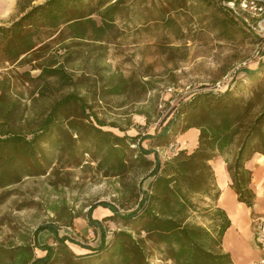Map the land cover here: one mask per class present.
Here are the masks:
<instances>
[{"label":"trees","instance_id":"obj_1","mask_svg":"<svg viewBox=\"0 0 264 264\" xmlns=\"http://www.w3.org/2000/svg\"><path fill=\"white\" fill-rule=\"evenodd\" d=\"M138 1L146 0L130 6L125 0H18L20 17L0 26V205L12 195L8 189L24 179L91 164L104 178L120 183L122 202L119 208L105 202L89 206L86 223L100 234L97 247L85 248L87 254H73L68 238L57 236L55 222L72 229L73 220L82 217L66 216L62 203L50 208L55 222L40 225L31 237L21 236L18 246L0 245V264H151L147 245L159 254L160 264H230L229 256L219 252L230 223L215 206L219 190L209 162L231 152L233 159L225 161L230 188L238 203L252 210L255 193L245 163L255 154L264 157V57L237 72L243 80L232 79L223 92L203 86L180 99L152 135L129 136L126 129L100 120L90 103L111 97L141 100L155 89L153 84L137 72L102 74L96 64L94 75L74 78L70 66L77 48L100 50L101 60L105 46L120 36L121 12ZM164 1L168 13L183 12L193 3L197 15H208L207 28L217 42L235 35L258 42L225 6L240 0ZM161 19L163 30L175 29L172 20ZM24 67L28 70L18 72ZM190 129L198 132L191 152L158 154ZM98 208L109 215L95 218ZM104 222L129 232H113L106 241ZM43 231L54 238L38 248L45 255L36 258L35 237Z\"/></svg>","mask_w":264,"mask_h":264},{"label":"rangeland","instance_id":"obj_2","mask_svg":"<svg viewBox=\"0 0 264 264\" xmlns=\"http://www.w3.org/2000/svg\"><path fill=\"white\" fill-rule=\"evenodd\" d=\"M132 1L125 0V6H130ZM17 2L0 0V26L8 25L20 17ZM164 2L138 1L136 6L122 11L116 23L120 36L105 46L102 59L97 61L100 50L88 52V48H77V60L70 66L74 78L83 73L94 75L93 64H96L102 74L109 72L129 76L137 72L153 84L155 89L141 100L111 97L99 104L90 103L100 120L106 125L114 123L126 129L129 136L137 133L152 135L169 107L180 99L189 98L203 86H209L214 92H223L232 79L243 80L237 72L256 63L262 53L264 55L262 51L257 55L255 42L246 36L235 35L231 40L215 41L216 34L207 28L208 15H197L198 9L193 3L183 12L168 13ZM161 17L172 20L175 29L163 30ZM17 70L23 72L28 67ZM1 74L2 70L0 77ZM31 74L35 76L37 72ZM112 131L116 132L115 129ZM157 151L162 158H166L169 155L165 151L174 153L178 147L175 143ZM252 157L260 158L257 154ZM84 159L89 161L87 156ZM58 167L56 165L54 169ZM119 189L120 183L116 179L104 178L95 170L94 164L82 169L58 170L54 174L50 171L44 177L24 179L8 189L12 195L0 205V245H20L21 236L31 237L40 225L55 220L50 209L52 206L60 207L65 203L66 216L81 214L82 217L73 220L72 229H65L61 226L62 222L54 221L60 228L57 229V236L68 238L67 246L75 249L78 255L87 254L89 251L85 248L98 246L100 231L90 229L84 215L89 206L101 202L119 208L122 203ZM93 216L97 217L95 211ZM196 222L199 223V220ZM102 229L106 241L111 239L113 232H129L126 227L111 222H104ZM133 237L136 238L134 234ZM53 238L54 235L48 231L38 233L35 237V252L52 243ZM145 251L151 264L161 263L159 254L151 245H147Z\"/></svg>","mask_w":264,"mask_h":264},{"label":"crops","instance_id":"obj_3","mask_svg":"<svg viewBox=\"0 0 264 264\" xmlns=\"http://www.w3.org/2000/svg\"><path fill=\"white\" fill-rule=\"evenodd\" d=\"M252 63L250 67H254ZM198 132L194 129L176 137L174 144L178 150L191 152L197 145ZM146 146V145H145ZM171 147V146H170ZM176 153L167 152L170 156ZM259 159L252 157L245 163V168L251 172L250 187L255 193L254 206L251 209L244 204L238 203L237 197L230 188V179L226 170V163L233 159L231 152L215 157L209 162L216 176V185L219 190V196L215 206L222 210L229 220V227L224 232L219 246L220 254H226L230 258V264H249L257 261L261 257L259 245L256 240V219L264 218V157L259 155ZM97 219L109 215L105 209L95 210ZM50 245V244H48ZM68 249L75 255H78L75 249L70 246ZM36 258H42L45 252L39 250L35 252Z\"/></svg>","mask_w":264,"mask_h":264},{"label":"built area","instance_id":"obj_4","mask_svg":"<svg viewBox=\"0 0 264 264\" xmlns=\"http://www.w3.org/2000/svg\"><path fill=\"white\" fill-rule=\"evenodd\" d=\"M225 6L232 10L234 15L242 22V26L251 32L257 39L256 49L264 52V0H240L235 6L234 2H227ZM262 55L258 60L262 59ZM256 240L260 248L261 257L249 264H264V218L256 219Z\"/></svg>","mask_w":264,"mask_h":264}]
</instances>
